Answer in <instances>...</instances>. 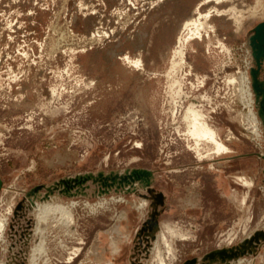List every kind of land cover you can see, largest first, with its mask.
Instances as JSON below:
<instances>
[{"label":"rangeland","instance_id":"rangeland-1","mask_svg":"<svg viewBox=\"0 0 264 264\" xmlns=\"http://www.w3.org/2000/svg\"><path fill=\"white\" fill-rule=\"evenodd\" d=\"M263 22L264 0H0V264H197L238 246L264 264V238L247 243L264 232V98L247 90ZM191 104L227 153L192 148ZM127 168L152 171L150 187L97 196L89 180L43 218L26 206L62 178ZM215 176L220 225L202 208Z\"/></svg>","mask_w":264,"mask_h":264},{"label":"bare ground","instance_id":"bare-ground-1","mask_svg":"<svg viewBox=\"0 0 264 264\" xmlns=\"http://www.w3.org/2000/svg\"><path fill=\"white\" fill-rule=\"evenodd\" d=\"M218 1V0H217ZM194 23V22H193ZM189 24V23H188ZM196 25V23H195ZM198 25V24H197ZM200 28V27H198ZM196 29V28H195ZM195 32V31H194ZM199 34V33H198ZM196 35V33H195ZM181 49V48H180ZM181 51H179L180 53ZM177 53V52H176ZM182 53V52H181ZM179 56V54H177ZM183 56V55H182ZM180 59V58H179ZM181 62L183 59V57H181ZM140 63V61H138ZM180 61L177 62V63H181ZM135 63V62H134ZM176 63V64H177ZM175 64V63H174ZM174 64H173V67H174ZM175 64V65H176ZM183 63H181L182 65ZM136 65V64H135ZM179 65V64H178ZM177 66V65H176ZM175 66V67H176ZM183 66V65H182ZM250 81L249 83L247 84V90H253L252 89V85H251V78H249ZM179 81V80H178ZM248 81V80H247ZM180 83V82H179ZM175 84V83H174ZM176 85V84H175ZM179 88V87H178ZM177 88V89H178ZM181 91V88L179 89ZM178 91V90H177ZM178 93V92H177ZM176 93V94H177ZM179 94V93H178ZM260 103V97H257L256 99V104H257V109H258V114L261 115L260 113V109H261V105L259 104ZM260 112V113H259ZM263 112V111H262ZM260 117V116H259ZM255 119V118H254ZM261 120H255V123L253 122L252 124V133L253 135L257 136L258 138L262 136V132H261V122L263 123V118H262V115L260 117ZM186 120L188 122V126H187V131H186V134L188 139L189 140H192L193 144L191 145L192 148L195 150V152L201 156V157H205L202 150V145L203 144H210L212 145V149L209 150L210 152L212 151V153L215 154V156H219V155H222V154H225L228 152L229 150V147L228 145L221 139L218 137V134L216 132V129L210 124L207 116L204 114L203 111L201 110H197L195 108V106H193L192 104L189 106V108L187 109L186 111ZM258 121V122H256ZM263 126H264V123H263ZM250 128V127H249ZM232 137L229 136V140L231 139ZM208 154V153H207ZM206 155V154H205ZM208 156H211L210 154H208L206 157ZM240 179V178H239ZM244 181V184L248 185L249 187H251L253 185V180L252 179H243ZM36 196V195H35ZM59 194L57 192L55 193H51L49 194L48 198H45L43 199V196H37V198H34V199H31L29 201V204L26 205L28 210H30L31 212H37L38 211V214H39V217L40 218H43L45 216L46 213L49 212V210H52L53 208L55 207H60L62 206L61 203L59 202ZM194 198V197H193ZM243 202L242 203H245V200H246V196L244 197V199H242ZM37 201L39 202H42V204H38ZM190 201V200H189ZM192 202V201H190ZM73 204H75V202H72ZM146 199L142 197V199H140V203L136 206L137 209L138 208H143L144 205H146ZM148 206V205H147ZM9 211H11V205H9ZM8 213V212H7ZM39 218V220H40ZM66 219H68L69 221H73L71 215H67L66 216ZM7 216L5 215H1L0 216V241H2L3 239V236H4V231L6 229V225H7ZM31 225V228H32V224ZM30 228V227H29ZM159 231V230H157ZM40 232V229L39 228H36L34 229V232L32 230V234L30 236H33L34 235H38ZM111 232L112 234H121L120 232V229H119V224H115L112 228H111ZM30 233V232H29ZM251 236V235H250ZM250 236H248L247 238H245V240L249 239ZM113 238V237H112ZM157 239V237H156ZM156 239H154V241H156ZM150 240V238H149ZM150 242V241H149ZM150 244V243H149ZM261 244V243H260ZM155 246H156V243L153 244V247L151 245V247L148 249L149 253L151 251H153V249H155ZM225 249H229V247H224ZM258 248V247H257ZM96 249V246H94V250ZM38 251L40 249H37ZM248 252V250H246ZM252 251V250H251ZM145 252H146V249H145ZM251 254V253H250ZM37 255V254H36ZM33 258V262H31L32 264H35L34 260L35 259V255L31 256ZM30 257V258H31ZM204 258V257H203ZM31 260V259H30ZM246 258L241 256L240 254H237L236 256H233L231 258H227V257H224L223 259H221L218 255H215V257L213 259H210V260H206V261H201L199 260L200 263H197V264H246Z\"/></svg>","mask_w":264,"mask_h":264},{"label":"water","instance_id":"water-1","mask_svg":"<svg viewBox=\"0 0 264 264\" xmlns=\"http://www.w3.org/2000/svg\"><path fill=\"white\" fill-rule=\"evenodd\" d=\"M255 38L260 42L256 44V63L257 68L251 70L252 76V85L256 93H263L262 98H264V87L257 79V74L260 67V56L263 53L264 47L260 44L264 43V22L260 23L255 28V35L253 38V42L255 43ZM263 101V100H261ZM91 180L93 183H97L100 185L97 190H95V194L97 196L102 194H107L111 190L114 191H121L123 193H129L135 189L136 186L141 188H148L150 187L152 180H153V173L152 171L145 169V168H127L122 172L119 171H110L109 173H104L99 171L97 173H80L74 177H66L62 178L59 181L52 184L49 188H47V192L43 195V199L48 198L49 194L56 191L59 195H65L68 197L76 196L78 194H84V189L86 186L84 184ZM2 185L0 179V187ZM154 227L157 226L156 221H153ZM258 237L264 238V232H255L252 238H250L247 243L253 244V242L258 243ZM244 244L241 245V247ZM245 250L240 249L238 246L236 249H217L208 254V258L213 259L215 255H218L221 259L224 257L231 258L236 256L237 254H244ZM196 260H190L185 264H194Z\"/></svg>","mask_w":264,"mask_h":264},{"label":"crops","instance_id":"crops-1","mask_svg":"<svg viewBox=\"0 0 264 264\" xmlns=\"http://www.w3.org/2000/svg\"><path fill=\"white\" fill-rule=\"evenodd\" d=\"M207 189L212 195L209 198L204 197L202 204L203 213L205 216H210V219H208L210 222L220 225L225 215V203L222 202V198L225 197L227 184L219 176H215L212 178V182L208 183Z\"/></svg>","mask_w":264,"mask_h":264},{"label":"built area","instance_id":"built-area-1","mask_svg":"<svg viewBox=\"0 0 264 264\" xmlns=\"http://www.w3.org/2000/svg\"><path fill=\"white\" fill-rule=\"evenodd\" d=\"M246 73H247V72H246ZM251 85H252V82H251ZM86 204L88 205L89 203H86ZM94 205H95V204H90V206H89V205H88V206H89V207H91V206L95 207ZM78 243H79V242H78ZM73 249H74V248H73ZM73 249H72V251H73ZM71 253H72V252H71Z\"/></svg>","mask_w":264,"mask_h":264}]
</instances>
